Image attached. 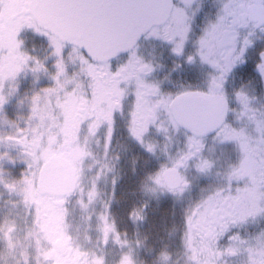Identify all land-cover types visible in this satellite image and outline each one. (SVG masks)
<instances>
[{"label": "rangeland", "instance_id": "rangeland-1", "mask_svg": "<svg viewBox=\"0 0 264 264\" xmlns=\"http://www.w3.org/2000/svg\"><path fill=\"white\" fill-rule=\"evenodd\" d=\"M220 2L194 3V8L200 9L197 20L201 19L202 41L194 52V36L189 35L184 52L196 54L198 68L206 65L204 59L211 51L206 49L217 44L218 34L227 25L224 12L236 7L229 5L230 1ZM13 10L16 21L5 18L0 22V227L10 218H20L14 211L22 198L30 201V218L25 225L35 237L26 245V264L50 260L55 233L65 236L67 226L80 240L105 243L104 254L96 255L91 262L84 259L86 264H109V260L124 264L121 262L130 260L132 254L146 260L157 248L160 253L168 250L178 255L187 239L197 241L196 232L190 236L195 228L190 210L199 208L197 216L202 218L225 197L237 204L232 206L234 213L229 221L247 229L249 224L264 223L262 45L249 52L248 76L228 85L229 109L210 139H195L191 148L188 134H168L172 139L167 142L166 134L161 133L156 141L144 135L142 142L130 149L115 141L110 147L93 143L89 150H83L72 137L80 104L89 98V83L93 82L97 94L104 92L108 97L117 84L110 83V72L117 74L121 67H109V74L104 75L105 71L86 65L81 49L73 42L58 43L38 33L34 23L23 31L27 25L19 22V10ZM249 23L250 41L257 43L262 40L261 30L256 31V24ZM16 28L21 36L12 34ZM147 58H152V52L146 54ZM155 67L152 64L153 73H157ZM132 91V97L128 95L121 103L123 122L125 118L128 122L131 114V98L139 93ZM170 91L159 90L163 101L169 102L177 90ZM106 112L110 114L112 109ZM57 154L69 158L79 172L76 195L69 210L64 211L62 226L54 218L58 214L51 210L53 203L38 193L36 182L43 161ZM181 155L187 159L179 161ZM178 163L183 164L179 175L188 185L170 190L161 175ZM260 231L252 238L235 236L229 244V252L238 255L237 263L246 264L247 256L264 254V247L258 244L264 237V230Z\"/></svg>", "mask_w": 264, "mask_h": 264}, {"label": "flooded vegetation", "instance_id": "flooded-vegetation-1", "mask_svg": "<svg viewBox=\"0 0 264 264\" xmlns=\"http://www.w3.org/2000/svg\"><path fill=\"white\" fill-rule=\"evenodd\" d=\"M200 1L202 2V0H171L170 11L165 15L162 23L150 27L132 49L119 52L108 62L94 63L89 61L86 63L87 66L89 64L93 68L105 71L104 75L109 74V67L110 70L121 67V70L118 68L117 74L110 72L112 75L110 83L117 82V84L116 88L108 94V97L104 92L102 95L97 94L98 90L93 87V82L89 83L87 89L89 91L85 90L89 94V98L86 99L87 101L84 100L85 103L80 104V112L77 114L78 125L74 129V136L72 137L77 146L81 145L83 150H89L93 143L102 145V147H110L115 141H118L121 144H126L130 149L138 144L137 142H142L144 135L156 141L159 134H166L167 142H169L172 137H169L168 134L173 136L175 133L181 132L188 134L192 139L190 145L192 148L195 139L204 138L208 140L211 138L217 129L207 134H195L180 127L172 114V100L186 94H202L211 98L224 99L229 109L228 85L234 80L237 81L239 77L248 76L250 70L249 52H254L261 45L264 47V25H259L260 22H264V18H262L264 0H226L227 2L230 1L229 5L236 7L232 12H224L227 25L218 34L217 46L213 45V47L206 49L211 50L209 57L204 59L206 65L203 64V67L198 68L196 54H192V52L199 50L198 47L202 41L201 32H199L201 19L197 20L201 15L200 9L194 8V3ZM220 1L222 2V0ZM28 5L29 0H0V22L3 21L1 23H4L5 18L16 21L15 10H13L15 8L19 10L17 14L19 22L27 25L22 27L23 31L29 30L31 23L34 22L28 11ZM259 7L262 8V14H259ZM250 21L256 24V31L261 30L259 33H261L260 39L262 40L257 41V43L250 41ZM35 28L38 33L57 40L36 25ZM19 31L20 29L16 28L12 34L18 35L21 33ZM189 35L194 36L193 42L195 41L196 46L192 52L186 55L184 49L188 44L186 39ZM19 36L21 35L19 34ZM58 43L64 42L58 41ZM215 48L217 49L214 50ZM149 52H152V58L145 59ZM156 58L162 59V62H155ZM118 60L120 63H117ZM121 61L124 62L121 64ZM152 64L156 66L157 73H153ZM162 65L166 67L165 70L162 69ZM162 70L164 71L162 72ZM131 89L134 93L139 92V95L137 94L134 100L131 98L132 111L128 115V122L126 118L123 122L120 114L123 109L121 103L125 97L131 95ZM172 89L177 91L168 100L169 102L163 101L158 93L159 90L171 92ZM75 91H79V89ZM109 108L112 109L110 114L106 112ZM179 158V161L187 159L183 155ZM74 169L76 170L75 180H77L79 172L77 168L74 167ZM38 193L45 200L49 199L53 203L54 207L51 210L58 214V217L55 216L54 218L57 224L62 226L65 222L64 211L69 210L70 201L76 193L63 198L44 195L39 191ZM21 201V204L20 201L18 202L14 211L20 218H10L9 221L1 224L0 264H26V256L29 255L26 245L33 235L31 236L30 230L25 224L30 218L31 209L30 201L25 202L24 198ZM235 203L236 201H229L225 197L223 202L215 203L209 210L207 209L206 215L202 218L197 216L199 208L190 210V219L195 221V228L191 231L190 236L192 237V234L196 232L197 241L194 238L187 239L185 246L178 252V255H173L168 250L160 253L157 248L154 250V255H149L146 260L145 258L142 259L141 256L132 254L130 260L121 263L240 264L236 260L238 255L229 252L231 250L229 244L238 235H248L252 238L256 231L264 230V223L249 224L250 228L247 229V227H239L238 222L229 221L232 217L231 213H234L232 206H237ZM69 227H66L65 236L59 235L58 232L55 233L53 244L49 249L50 260L44 264H86L84 259L91 262L96 255L104 254L102 253L106 246L104 242L94 244L90 243L91 240H80ZM37 234L36 231L34 234L36 238ZM81 241L86 243L80 246L78 243ZM260 243L264 247V237L259 240L258 244ZM95 246L99 248L95 249ZM76 247H80V250H74ZM159 254H161V259H159ZM247 258L246 264H264V254L256 255V257L255 255L247 256ZM112 263L118 264V261L115 260ZM112 263L109 260V264Z\"/></svg>", "mask_w": 264, "mask_h": 264}, {"label": "water", "instance_id": "water-1", "mask_svg": "<svg viewBox=\"0 0 264 264\" xmlns=\"http://www.w3.org/2000/svg\"><path fill=\"white\" fill-rule=\"evenodd\" d=\"M170 7L171 0H29L28 11L38 28L60 41L74 42L91 62L102 63L132 49L150 27L162 23ZM226 108L224 99L202 94L182 95L171 103L177 124L195 134L217 129ZM181 167L178 164L162 173L168 189L188 185L178 173ZM75 179L71 162L52 155L41 164L36 182L40 193L63 198L73 194Z\"/></svg>", "mask_w": 264, "mask_h": 264}, {"label": "trees", "instance_id": "trees-1", "mask_svg": "<svg viewBox=\"0 0 264 264\" xmlns=\"http://www.w3.org/2000/svg\"><path fill=\"white\" fill-rule=\"evenodd\" d=\"M261 49H259L260 51ZM81 53V55L83 56V58L86 60V62H89L90 60L88 58H86V56L83 54V52L79 51Z\"/></svg>", "mask_w": 264, "mask_h": 264}]
</instances>
